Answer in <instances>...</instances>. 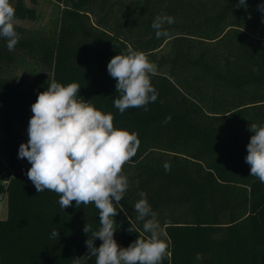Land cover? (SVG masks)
Segmentation results:
<instances>
[{
	"label": "trees",
	"instance_id": "1",
	"mask_svg": "<svg viewBox=\"0 0 264 264\" xmlns=\"http://www.w3.org/2000/svg\"><path fill=\"white\" fill-rule=\"evenodd\" d=\"M52 1L63 9L47 34L15 24L20 39L11 52L0 38V130L7 152L0 163V198L7 201L0 264H76L88 252L91 232L84 226L100 227L94 204L77 208L73 201L63 210L56 193H38L29 179L10 174L23 143L16 125L25 123L52 80L78 83L77 99L112 113L114 127L140 140L122 169L129 188L114 217L121 247L144 235L143 222H137L140 233L128 231L143 192L167 234L162 264H264V183L245 162L250 124L264 125V12L258 8L264 0ZM38 2L11 0L15 22H36ZM252 10L259 18L247 19ZM157 15L174 17L164 26L166 38L157 39L151 27ZM129 46L157 65L151 83L158 97L148 111L121 114L107 64ZM27 58L49 75L36 86L5 75Z\"/></svg>",
	"mask_w": 264,
	"mask_h": 264
},
{
	"label": "clouds",
	"instance_id": "2",
	"mask_svg": "<svg viewBox=\"0 0 264 264\" xmlns=\"http://www.w3.org/2000/svg\"><path fill=\"white\" fill-rule=\"evenodd\" d=\"M245 4L246 0H239V5ZM258 8L264 12V4ZM174 22L172 16L157 15L151 25L156 38L168 37L164 26ZM0 38L6 40L10 52L20 39L11 0H0ZM107 71L116 80L119 98L114 100V106L121 114L130 108L148 111L147 105L156 101L158 92L151 78L158 68L144 52L129 46L126 53L110 59ZM78 93V83L64 85L52 80L31 105L28 141L20 145L18 152V158L31 164L27 177L38 193H56L63 210L72 206L73 201L77 208L94 204L98 209L100 227L92 231L90 225L84 226L85 233L91 232L85 241L88 252L76 264L91 257L96 258L95 264H162L167 255V234L145 193L141 192V199L134 204L137 215L135 220L129 218L128 229L140 233L137 222H143L144 235L139 234L128 247H121L114 239V217L123 210L120 201L129 188L122 169L135 157L140 140L136 133L114 127L112 113L77 99ZM170 120V116L166 117L165 123ZM249 131L252 135L245 162L250 165V175L264 183V125L251 123ZM164 168L170 171L171 165L165 162ZM52 237H59V232L53 230ZM97 238L102 241L99 247L94 245Z\"/></svg>",
	"mask_w": 264,
	"mask_h": 264
},
{
	"label": "rangeland",
	"instance_id": "3",
	"mask_svg": "<svg viewBox=\"0 0 264 264\" xmlns=\"http://www.w3.org/2000/svg\"><path fill=\"white\" fill-rule=\"evenodd\" d=\"M38 12V20L36 22H15L16 25L28 29L30 32H36L39 34H47L55 27V23L60 15V11L63 9L62 5H58L52 0H39L37 6H35ZM259 18V12L250 11L247 19ZM5 75L7 77H16L18 79H24L26 86H36L39 83L40 77H49L48 73L41 70L34 61L28 58L24 63L12 65L5 69ZM3 134L0 130V163L4 164L7 152L3 144ZM7 219V201L0 203V220Z\"/></svg>",
	"mask_w": 264,
	"mask_h": 264
},
{
	"label": "built area",
	"instance_id": "4",
	"mask_svg": "<svg viewBox=\"0 0 264 264\" xmlns=\"http://www.w3.org/2000/svg\"><path fill=\"white\" fill-rule=\"evenodd\" d=\"M31 116H32V112L30 110L29 115H28L27 119L25 120V123L24 124H19L18 123L16 125V130H17V132L20 133V135H21V137L23 139V143H27V141H28L27 129H28L29 120H30ZM17 158H18V154H17ZM30 167H31V164L26 159L18 158L16 167L15 168H9L11 177H14L17 174H21L25 178L28 179L27 171L30 169ZM5 200H6V195L2 196L0 198V203H3Z\"/></svg>",
	"mask_w": 264,
	"mask_h": 264
}]
</instances>
